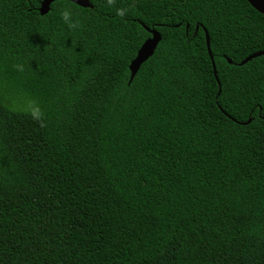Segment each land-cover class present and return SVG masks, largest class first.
Here are the masks:
<instances>
[{"label":"trees","instance_id":"1","mask_svg":"<svg viewBox=\"0 0 264 264\" xmlns=\"http://www.w3.org/2000/svg\"><path fill=\"white\" fill-rule=\"evenodd\" d=\"M42 1L0 0V264H264V15Z\"/></svg>","mask_w":264,"mask_h":264},{"label":"water","instance_id":"2","mask_svg":"<svg viewBox=\"0 0 264 264\" xmlns=\"http://www.w3.org/2000/svg\"><path fill=\"white\" fill-rule=\"evenodd\" d=\"M56 1H67L81 8H91L89 0H43L41 2V5L38 11L40 16L46 15L49 12L50 5ZM246 1L256 12L264 15V0H246ZM143 28L150 35V37L144 41V43L141 45V47L137 51L135 58L129 64V67H128L129 72H130L129 83L132 82L133 78L139 71L141 65L144 64L149 58L153 56L159 42L161 41V36L159 35L158 32H156L155 30H148L145 26H143ZM203 31L205 33L206 48H207V52H208V55H209V58L212 64L213 74L217 81L216 70H215V66L213 63V58L210 53L208 36H207L206 31L205 30ZM261 56H264V52L255 53L247 57L246 59H244L238 66H243L246 63L250 62L252 59H255ZM227 62L231 64L230 60H227ZM217 84L219 87V90H218V95H219L220 94V84L218 83V81H217ZM249 123H250V120L247 121L246 124H249Z\"/></svg>","mask_w":264,"mask_h":264},{"label":"clouds","instance_id":"3","mask_svg":"<svg viewBox=\"0 0 264 264\" xmlns=\"http://www.w3.org/2000/svg\"><path fill=\"white\" fill-rule=\"evenodd\" d=\"M108 3L111 4L112 0H108ZM126 11H127L126 9H118L116 14L120 17H123L126 14ZM70 16H71V13L67 10H65L61 13L62 20L66 23H69V27H74L75 25H73L69 22ZM29 108L31 110V114L33 115V117L39 118V115H40L39 109L37 107H34L33 105H29Z\"/></svg>","mask_w":264,"mask_h":264}]
</instances>
